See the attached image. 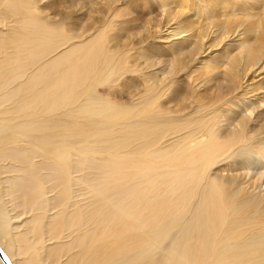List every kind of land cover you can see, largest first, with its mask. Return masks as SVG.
Here are the masks:
<instances>
[{"label": "bare ground", "instance_id": "1", "mask_svg": "<svg viewBox=\"0 0 264 264\" xmlns=\"http://www.w3.org/2000/svg\"><path fill=\"white\" fill-rule=\"evenodd\" d=\"M106 1L103 21L77 36L40 19L33 0L0 1L3 16L15 22L0 30L6 262L264 264V194L243 189L248 174H210L227 159L255 169L251 155L264 152L246 115L221 134L216 105L224 87L240 88V70L246 76L261 69L264 27L223 72H199L191 68L202 34L187 50L185 41L167 40L136 56L138 47L110 48L107 31L121 2L126 8L143 0ZM131 58L143 63L130 65ZM129 79L135 91L122 98L117 88ZM201 88L205 94L196 95ZM205 96L211 103L202 108ZM46 241L58 245L46 248Z\"/></svg>", "mask_w": 264, "mask_h": 264}, {"label": "rangeland", "instance_id": "2", "mask_svg": "<svg viewBox=\"0 0 264 264\" xmlns=\"http://www.w3.org/2000/svg\"><path fill=\"white\" fill-rule=\"evenodd\" d=\"M103 1L33 0V6L36 15L48 23L50 27L58 26L67 35L77 36L84 29L92 28L99 21H103L107 13V11L103 12L107 1ZM140 3H138L140 5L137 7L129 3V6L125 8L126 5L121 2L120 6L122 5L123 10L117 14L113 27L107 31V35L112 39L108 44L110 48L138 47L131 54L136 56L141 50L148 54L153 46L161 45L158 43L159 40H167L170 42L169 45L185 41L182 46L187 50L191 48L196 39L202 34L201 54L197 56L196 65L191 69L201 72L207 71L212 67L221 66L218 70L223 72L224 66L229 64L234 57L236 59L239 57L240 59L243 56H239L243 54V52L241 53L243 42L247 41V44L252 42L253 45L255 40L263 37L260 34V28L264 27V0H143ZM158 3H163L165 6H158ZM142 4L144 7H142ZM181 9L182 14L179 16ZM139 13L143 16L139 15ZM124 17L126 18L124 19ZM123 19H127L126 21L133 19V22L129 23L130 26H128V23L126 24ZM231 21H233L232 24L230 23ZM13 24H15L14 19L4 17L0 7V30H2L1 28L5 30L8 26L9 29H12L15 27ZM222 24H225L226 27L223 28ZM10 31L8 30V33ZM175 33H179V35H173ZM257 45H254L253 48L257 47ZM130 61V65L135 62L138 64L143 63L142 59L136 58H131ZM263 63L264 58L261 62L263 68L261 67L255 73H248V75L244 76L247 71H239V78H237L239 80L236 81L240 88L237 90L231 91L232 85L229 87L221 85L224 90L220 88L222 89V97L220 102L216 103L220 109L218 128L221 134L227 128H236L241 118L246 115L249 118L247 120L248 131L253 128L255 131L254 134L251 133L252 141L258 143L264 141ZM238 68L242 67L239 66ZM132 75L137 80V76L135 74ZM199 77L200 74L195 75L193 79L199 81ZM130 79L121 82L119 88L116 87L122 93V98L135 91L136 84ZM237 85L235 83V87ZM213 87L215 88V86ZM203 90V88L197 89L195 91L196 95L205 94ZM213 90L210 93H213ZM201 102L203 104L200 106L205 108L211 103V100L205 96ZM251 157L254 161H257L255 169H258V171L256 173V170L252 167L248 171L246 170L249 166L246 162H242L239 165L231 159H227L213 167L210 174L221 177H228L233 174H248L244 177L243 189L246 187L245 190L247 191L264 194V152L258 159L257 155H251ZM240 178L238 180L241 182ZM254 183L258 184L259 187L256 189L252 188ZM52 212L50 211L46 214L47 219L43 222L46 226L50 221ZM28 218L29 215L25 217V219ZM27 228L23 227L21 230H26ZM29 238H31V235ZM32 243H35V239H33ZM43 245L46 248H51L57 246L58 241L49 244L46 241ZM65 259L66 257L61 260L62 264L65 263Z\"/></svg>", "mask_w": 264, "mask_h": 264}, {"label": "water", "instance_id": "3", "mask_svg": "<svg viewBox=\"0 0 264 264\" xmlns=\"http://www.w3.org/2000/svg\"><path fill=\"white\" fill-rule=\"evenodd\" d=\"M0 260L3 262V264H9L8 262H6L4 255L2 254L1 250H0Z\"/></svg>", "mask_w": 264, "mask_h": 264}]
</instances>
